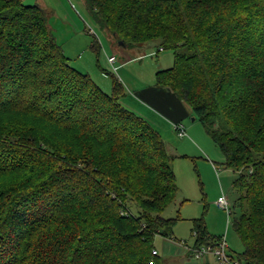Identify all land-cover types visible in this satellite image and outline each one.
Masks as SVG:
<instances>
[{
    "label": "trees",
    "instance_id": "1",
    "mask_svg": "<svg viewBox=\"0 0 264 264\" xmlns=\"http://www.w3.org/2000/svg\"><path fill=\"white\" fill-rule=\"evenodd\" d=\"M85 2L117 40L173 52L155 85L236 172L237 259L264 264V0ZM122 95L117 78L105 92L70 63L46 9L0 0V264H165L155 238L176 221L162 215L178 190L174 155ZM192 233L193 248L221 238L202 218Z\"/></svg>",
    "mask_w": 264,
    "mask_h": 264
},
{
    "label": "rangeland",
    "instance_id": "2",
    "mask_svg": "<svg viewBox=\"0 0 264 264\" xmlns=\"http://www.w3.org/2000/svg\"><path fill=\"white\" fill-rule=\"evenodd\" d=\"M23 2L45 7L51 30L70 58V63L89 74L105 92L111 89L112 77L117 78L125 93L119 97L120 103L137 114L138 110L133 107L137 109L138 103L131 101V98L138 99L136 87L156 86V72L173 63V52L159 47L156 40L122 44L111 32L92 21L85 0ZM92 43H96L97 51L91 48ZM111 53L116 58L114 66L108 60ZM127 100L131 103L128 104ZM181 123L185 126L184 136H179L175 131L173 134L167 133L162 127L160 132L156 129L165 141L168 152L174 155L170 164L178 190L174 200L162 213L166 218L176 219L172 232L168 231L170 237L157 235L155 247L165 264H216L212 253H205L199 258L190 250L195 239L192 233L193 219L202 218L207 232L215 237H224L227 254L237 259V254L243 251V244L232 227L231 212L237 196L232 182L236 172L223 164V153L194 115L189 113ZM220 196L227 197L230 213L216 204ZM241 263L246 264L244 261Z\"/></svg>",
    "mask_w": 264,
    "mask_h": 264
},
{
    "label": "crops",
    "instance_id": "3",
    "mask_svg": "<svg viewBox=\"0 0 264 264\" xmlns=\"http://www.w3.org/2000/svg\"><path fill=\"white\" fill-rule=\"evenodd\" d=\"M39 5L41 6V4ZM43 8L45 9V7ZM112 56H114L112 53L111 55H108V60L109 57ZM112 65L114 66V63H112ZM136 89L135 93L138 99L135 100L130 97L131 101L134 100L138 103L137 109L135 107L133 108L138 110V114L144 117L159 132L161 127L165 128L166 132H169L170 134H173L174 131L177 132L174 127L175 124L181 123V121L184 120L189 113H191L189 106L168 89L165 90L163 87L153 85L140 86L136 87ZM131 101L129 100L128 102L127 100L126 102L129 104ZM164 118L168 121V123L164 120Z\"/></svg>",
    "mask_w": 264,
    "mask_h": 264
},
{
    "label": "built area",
    "instance_id": "4",
    "mask_svg": "<svg viewBox=\"0 0 264 264\" xmlns=\"http://www.w3.org/2000/svg\"><path fill=\"white\" fill-rule=\"evenodd\" d=\"M114 61H115L114 56L109 57V62L111 64L114 63ZM174 127L179 136H184L186 134L182 123H177L175 124ZM216 204L218 205V207L224 209L227 213L231 212V207L227 197L225 196L218 197ZM226 247L227 244L225 238L221 237L220 241L215 247H213L212 245H201L196 248H191V251L194 256L199 258L203 256L205 253H212L216 258V264H242L238 259H234L227 254ZM153 253H156V250H154Z\"/></svg>",
    "mask_w": 264,
    "mask_h": 264
},
{
    "label": "water",
    "instance_id": "5",
    "mask_svg": "<svg viewBox=\"0 0 264 264\" xmlns=\"http://www.w3.org/2000/svg\"><path fill=\"white\" fill-rule=\"evenodd\" d=\"M122 44H124V42L122 41ZM194 119V118H193Z\"/></svg>",
    "mask_w": 264,
    "mask_h": 264
}]
</instances>
